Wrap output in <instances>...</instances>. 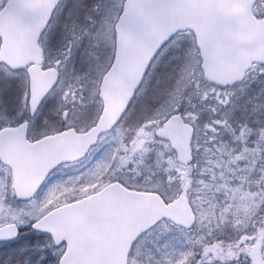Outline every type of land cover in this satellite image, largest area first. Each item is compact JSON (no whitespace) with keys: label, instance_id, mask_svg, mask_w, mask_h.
Listing matches in <instances>:
<instances>
[{"label":"snow or ice","instance_id":"6c2138e0","mask_svg":"<svg viewBox=\"0 0 264 264\" xmlns=\"http://www.w3.org/2000/svg\"><path fill=\"white\" fill-rule=\"evenodd\" d=\"M0 264H264V0H0Z\"/></svg>","mask_w":264,"mask_h":264}]
</instances>
